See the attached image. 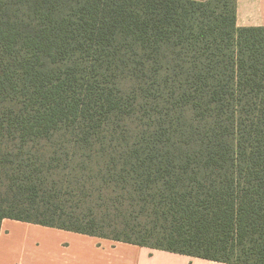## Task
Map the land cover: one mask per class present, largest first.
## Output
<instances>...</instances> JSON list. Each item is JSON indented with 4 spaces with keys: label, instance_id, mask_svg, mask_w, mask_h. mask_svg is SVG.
<instances>
[{
    "label": "trees",
    "instance_id": "trees-1",
    "mask_svg": "<svg viewBox=\"0 0 264 264\" xmlns=\"http://www.w3.org/2000/svg\"><path fill=\"white\" fill-rule=\"evenodd\" d=\"M6 220L264 264V27L237 0H0Z\"/></svg>",
    "mask_w": 264,
    "mask_h": 264
},
{
    "label": "rangeland",
    "instance_id": "rangeland-1",
    "mask_svg": "<svg viewBox=\"0 0 264 264\" xmlns=\"http://www.w3.org/2000/svg\"><path fill=\"white\" fill-rule=\"evenodd\" d=\"M75 255L78 264H142L146 252L130 244L12 220L2 227L0 264H65Z\"/></svg>",
    "mask_w": 264,
    "mask_h": 264
},
{
    "label": "crops",
    "instance_id": "crops-1",
    "mask_svg": "<svg viewBox=\"0 0 264 264\" xmlns=\"http://www.w3.org/2000/svg\"><path fill=\"white\" fill-rule=\"evenodd\" d=\"M237 26L240 28L264 27V0H237ZM7 222L8 220L4 221L3 226ZM144 249L146 255L142 257V264H195L196 262L221 264L165 251ZM74 257L76 258L66 260L65 264H78L77 256Z\"/></svg>",
    "mask_w": 264,
    "mask_h": 264
}]
</instances>
